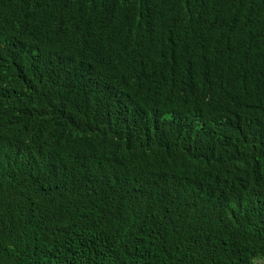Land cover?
I'll list each match as a JSON object with an SVG mask.
<instances>
[{"label": "trees", "instance_id": "16d2710c", "mask_svg": "<svg viewBox=\"0 0 264 264\" xmlns=\"http://www.w3.org/2000/svg\"><path fill=\"white\" fill-rule=\"evenodd\" d=\"M105 1L0 0V264L264 260V0Z\"/></svg>", "mask_w": 264, "mask_h": 264}, {"label": "clouds", "instance_id": "9594fccd", "mask_svg": "<svg viewBox=\"0 0 264 264\" xmlns=\"http://www.w3.org/2000/svg\"><path fill=\"white\" fill-rule=\"evenodd\" d=\"M108 1V0H106ZM105 1V2H106ZM45 6L48 9L54 10V9H58L62 6V0H45ZM114 15L111 16H106L103 20V26L102 27H98L97 26V21L95 19V17L91 14L90 10L87 11L85 17H83L81 20H78V23L85 25L87 27H96V34H95V43L96 46L98 47V51L100 52L103 61L104 62H108L111 60H116L118 59L117 55H113V54H109L108 52L104 51L105 46H107L109 43H111L113 40H120L121 39V30H117L115 24H113L114 22ZM166 31L164 29V33L162 38L155 42L153 44L154 47H157L158 42H160L161 40H163L166 37ZM239 52L241 54V49L239 47ZM227 66V64H226ZM228 71H224V73H227ZM228 78L225 77H221L220 82L216 83L214 85V87L219 86V84H221L223 81L228 82ZM201 84L203 85V87H207L208 82L207 81H201Z\"/></svg>", "mask_w": 264, "mask_h": 264}, {"label": "rangeland", "instance_id": "374dc122", "mask_svg": "<svg viewBox=\"0 0 264 264\" xmlns=\"http://www.w3.org/2000/svg\"><path fill=\"white\" fill-rule=\"evenodd\" d=\"M256 264H264V260H258Z\"/></svg>", "mask_w": 264, "mask_h": 264}]
</instances>
